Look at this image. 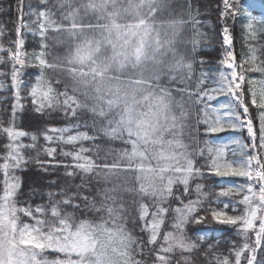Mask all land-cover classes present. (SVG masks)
Returning a JSON list of instances; mask_svg holds the SVG:
<instances>
[{"label": "snow or ice", "instance_id": "obj_1", "mask_svg": "<svg viewBox=\"0 0 264 264\" xmlns=\"http://www.w3.org/2000/svg\"><path fill=\"white\" fill-rule=\"evenodd\" d=\"M40 3L44 10L33 13L41 38L39 51L23 52L21 32L28 25L23 22L22 0L18 3L21 23L15 29L17 38L9 40L7 46L3 40L10 33L0 25V67L8 68L0 70V78H10V85L0 79V91L9 87L14 90L11 112L0 111V139L4 141L0 144V171L4 176L0 195V264H149L148 256L152 257L151 264H193L190 254L198 251L200 245L188 236L189 227L214 223L235 228L242 242L232 241L228 255L214 253L209 264H264V59L257 55L259 49L248 43L256 38L254 23L264 25V17L257 20L246 15L241 0H220L216 11L224 22L222 39L227 46L221 64L228 72L220 70L212 78L202 72L192 87L189 81L194 61L181 57L177 68L182 73L179 82L183 87L161 90L157 102L140 111L135 105L126 106L114 119L109 118L110 111L93 109L96 119L91 125L47 128L42 133L46 146L38 150L40 137L16 127L17 112L24 108L21 76L25 67L37 68L40 73L27 97L37 113L63 108L66 116L75 118L83 107L75 90L69 91L65 86L58 92L45 75L48 70L62 68L54 59L49 61L48 42L51 39L61 45L64 40L49 37V32H67L68 39H72L77 25L67 13L57 20L56 12L48 7L49 0ZM58 7L69 5L65 2ZM241 17L248 21L244 45L248 54L242 55L238 63L227 21ZM193 23L197 27L188 43L194 53L204 34L199 31L196 17ZM112 31L118 33L112 45L115 60L135 66L149 61L150 45L145 38L151 29L147 25L141 22L121 29L114 24L109 37ZM130 35L136 40L132 48L128 47ZM156 44L159 48V41ZM91 57V43L78 46L67 59L66 70L73 76L86 75L77 66H85ZM198 62L205 63L203 59ZM169 80L175 83L177 77ZM209 83L214 86L209 87ZM174 92L180 100L175 99ZM221 94L231 99L213 106ZM7 99L0 97V104ZM193 115L194 126L188 123ZM81 127L89 130L80 131ZM186 129L190 130V143L185 142ZM241 129L246 130L247 137L234 140L230 154L228 145L212 147L210 140L200 139ZM25 137L31 143H23ZM101 138L119 141L125 147L109 148L101 157L100 146L95 143ZM85 142L93 147H84ZM26 150L36 152L30 159L41 171L64 169V182L49 181V189L42 194L46 200L36 205L30 199H18L20 181L12 175L28 162ZM41 151L47 160L39 159ZM58 154L63 159H57ZM120 175L124 182L112 183ZM208 175L220 178L213 185L215 191H206V185L199 182ZM77 176L80 183L74 182ZM225 178H244L246 182L227 183ZM94 183L97 187H93ZM193 194L195 199L190 198ZM125 196L133 197L131 222L138 225L139 235L127 227L129 204ZM229 210L239 214H229ZM87 213L97 218H88ZM197 239L203 242L204 236L198 235ZM213 248L214 245L208 246L206 258ZM177 252L180 256L174 261ZM49 254L54 258H49Z\"/></svg>", "mask_w": 264, "mask_h": 264}, {"label": "trees", "instance_id": "obj_2", "mask_svg": "<svg viewBox=\"0 0 264 264\" xmlns=\"http://www.w3.org/2000/svg\"><path fill=\"white\" fill-rule=\"evenodd\" d=\"M165 4L170 5L174 11L171 12L173 15L169 18L170 23L159 22V16H150L147 20V26L151 29L150 36L145 39L150 47L147 48L149 61L139 66H135L132 62L123 63L119 60L114 59L113 43L115 42L114 33L111 37L107 34H102L99 31H95L96 27L104 24H98L93 21H83L81 15L86 8L79 9L75 7L74 0H49L48 7L52 11L56 12L57 20L60 17L65 16L67 13L77 25L73 38L68 39L67 32L54 33L49 32V37L56 36L57 38H63L64 43L56 45L51 39L49 40V53L48 59L50 62L55 60L56 63L62 65V68L55 70H48L45 72L46 77L52 81V86L58 91L62 92L64 87L67 86L69 91L75 90L74 94L79 99L82 109L77 112L75 118L66 116L63 108H51L45 109L42 113H37L34 110L31 99L28 97L30 87L35 83L36 78L39 76V70L34 67H25L21 79L24 81L23 90L21 96L24 97L21 103L24 105L22 110H18L16 127L29 133H35L38 135V150L43 146H46V142L43 139L42 133L45 129L50 127H64L71 126L79 123L84 125L87 123L91 125L93 119L92 110L96 109L99 111L103 109L105 112H111L110 119H114L118 113H120L126 106L135 105L137 111L149 107L150 103H156L157 98L161 90L166 88H180L183 87L179 82L181 71L177 68V63L181 57H186L194 61L193 64V75L189 84L195 87L193 81H195L200 74L206 73L209 78L217 75L220 70L228 72L229 70L225 65L221 64V61L226 58L227 46L223 44L222 39V28L224 22L219 19L218 12L216 11L217 5L220 4V0H163ZM67 3L69 7L60 8L58 5L61 3ZM18 3L20 0H0V25L4 27L6 33L10 35L6 36L3 40L5 46L8 45L9 40H15L16 32L15 29L20 25L19 19L20 13L18 12ZM23 4V22L28 25L27 28H23L21 32V38L24 40L23 52L33 53L39 51L40 36L38 29L37 16L33 13L43 11L44 7L41 5L40 0H22ZM242 10L246 15L255 17L257 20L264 17V0H241ZM77 9L78 13L72 14L71 12ZM88 11V10H87ZM198 12V15H197ZM158 13V12H156ZM196 17L199 21V31L204 35L200 37V44L198 45L195 52H192V46L188 43L193 36V29L197 27L193 23V18ZM162 19V18H161ZM247 20L243 17L236 19L235 21L229 19L227 25L231 31L233 38V49L237 54V62L239 63L242 59V55L248 54V49L245 47V25ZM124 25H138L137 22L129 20ZM89 25V26H87ZM92 25H96L95 29H88ZM67 27V24L63 25ZM79 26V27H78ZM80 28V29H78ZM88 29V30H87ZM254 29L256 30L255 40H249L248 43L255 46L259 51L257 55L264 59V49L261 46L264 45V25L254 23ZM156 41H159V48L157 47ZM89 43L92 44V57L85 66H77L78 71H84L86 75H75L66 69L69 67L66 63L67 59L73 55L75 49L82 45L87 46ZM134 47L133 44L129 48ZM155 57L152 60V57ZM31 60V57H29ZM203 59L205 63L201 65L198 61ZM95 69V75L92 74V70ZM0 70L7 71L8 68L0 67ZM176 76L177 81L171 83L169 77ZM4 80L6 85H10V78H0ZM99 79H105L104 83H99ZM59 80L60 83H56ZM139 83L133 88L137 90L138 98L141 103L129 104L124 103L126 100H114L121 92L123 88L131 89V83ZM100 84V85H99ZM212 87L211 83L208 85ZM13 89L8 88L7 91H0V97H9L2 104H0V111L5 110L7 113L11 112V105L14 100ZM104 93H109L105 95ZM176 100H180L181 97L178 93H173ZM152 96V99L148 102H144L145 98ZM231 99L227 94L217 95L216 99L212 102L213 106H219L226 104ZM187 101L188 98L184 97ZM192 111L195 112V108L192 107ZM255 115V113H254ZM5 122L7 123L8 116L4 115ZM190 125H195V116L193 115L188 121ZM80 131H86L84 127L79 129ZM189 129H186L185 142L190 143L188 136ZM201 131L203 129L201 128ZM51 134V133H49ZM247 137V132L244 129L237 131H229L226 133L212 134L211 136H201V140L208 139L211 141L212 147H224L228 145L229 154L232 151L233 141L236 139L243 140ZM4 141L0 139V144ZM23 143H31L30 139L23 138ZM100 146V156L106 155L109 148L119 150L125 145L119 141H109L105 138L98 139L95 142ZM52 146H57L53 144ZM63 148V145L59 146ZM84 147L92 148L93 145L90 142H85ZM3 149L0 148V153ZM238 152V149H237ZM36 156V152L32 150H26L25 157L28 162L23 165L19 170H16L12 175L19 178L20 181V195L18 199L20 201L31 200L33 205L40 204L46 200L42 194L49 189V181L56 180L58 184L63 183L65 178L62 175L64 172L63 168L49 169L48 172H43L39 169L34 159H30ZM231 158V155H229ZM41 160H47L48 157L41 151L39 156ZM57 159H63L57 155ZM111 159V157L109 158ZM67 162H71L68 160ZM204 161H200L203 163ZM2 163V161H0ZM4 176L0 171V195H2ZM227 183H245L244 178H225ZM75 183H80V176H77ZM124 182V176L114 177L112 183L122 184ZM206 185V191H215L213 188L214 184L220 182V178H215L208 175L204 180L199 181ZM104 187L103 184L98 185ZM56 186H53L55 188ZM93 187H97L95 183ZM194 187V184H193ZM191 199H195L193 194ZM242 198V197H238ZM132 196H125V201L129 204V223L127 227L129 229H135V234L139 235L138 225H134L131 222V218L134 215L131 207ZM215 206V205H213ZM222 207V205H221ZM229 214H239V212H232L229 210ZM88 218L96 219L93 213L86 214ZM78 218H83L80 214H77ZM169 229L165 228V231ZM198 235L204 236L203 242L197 239ZM188 236L192 240L196 241L200 247L198 251L192 252L191 258L193 264H209L212 260L213 254L228 255L229 250L232 246L231 242L241 243L242 238L236 233V229L227 226L212 224L208 225H193L188 229ZM209 245H214L211 252L207 253V258L204 253L208 249ZM147 251V249H146ZM187 254V253H186ZM179 252L174 255V261L179 259ZM149 264H151L152 257L148 256Z\"/></svg>", "mask_w": 264, "mask_h": 264}, {"label": "rangeland", "instance_id": "obj_3", "mask_svg": "<svg viewBox=\"0 0 264 264\" xmlns=\"http://www.w3.org/2000/svg\"><path fill=\"white\" fill-rule=\"evenodd\" d=\"M74 4H75V7L79 9L86 8V10L81 14L84 18L83 21L86 20V21H93L98 24H104L102 26L96 27V29H95L96 25H92L91 27L88 28V29L90 28L95 29V31L97 30L102 34L109 33V30H112V27L114 24L120 25L121 29H124L126 28V25H124L125 23L123 22L133 20L137 22V24H140L143 18H146L149 16H154V17L159 16L158 18L160 19L159 22L170 23L171 20H169V18L173 15V13L171 14V12L174 11V8L172 9L170 5L165 4L163 0L157 1V4L159 5V10H156L154 13L146 12V9H143L139 5L140 2L137 0H74ZM144 8H147V7H144ZM75 12L78 13L79 15V12L77 11V9H75L71 13L74 14ZM143 23L146 25L147 24L146 20ZM112 33L116 34L114 35L115 42H116L118 33L115 31H112ZM131 44H133L135 47L136 40H134L132 36L130 35L128 37V47ZM80 47H83V46L80 45ZM104 81L105 79H99V83L101 84H103ZM131 85H132V88L130 90L127 89V87L123 88L122 90L123 92H121L120 95H118L114 100H126L124 101V103L129 102V104L138 103V101L140 103L137 90L133 88L135 85H139V83L135 82V83H131ZM104 94L108 95L109 93H104ZM151 99H152V96L145 98L144 102L146 103ZM154 102H157V101H154ZM140 104H143L142 98H141ZM49 258H54V257L51 254H49Z\"/></svg>", "mask_w": 264, "mask_h": 264}, {"label": "crops", "instance_id": "obj_4", "mask_svg": "<svg viewBox=\"0 0 264 264\" xmlns=\"http://www.w3.org/2000/svg\"><path fill=\"white\" fill-rule=\"evenodd\" d=\"M140 2V6L143 8V9H146V12H152L154 13L157 9L159 10V5L157 4V1L158 0H137ZM144 7H147V8H144ZM151 7V9H150ZM157 7V9H156ZM150 16L149 17H146V18H143L141 22H145V20H149ZM143 30V29H141Z\"/></svg>", "mask_w": 264, "mask_h": 264}]
</instances>
